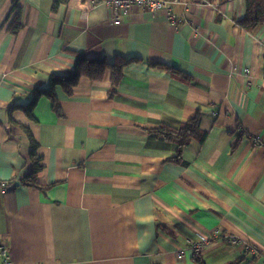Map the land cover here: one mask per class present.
Instances as JSON below:
<instances>
[{
    "label": "crops",
    "instance_id": "0c3cea01",
    "mask_svg": "<svg viewBox=\"0 0 264 264\" xmlns=\"http://www.w3.org/2000/svg\"><path fill=\"white\" fill-rule=\"evenodd\" d=\"M54 1L21 0L24 26L13 35L4 23L13 0H0V180L12 184L0 191V241L14 263L198 264L197 254L205 264H264V25L239 26L245 0H172L176 25L141 9L114 24L102 3ZM116 55L140 60L114 94L108 72L82 77L71 95L58 86L61 117L47 97L34 119L11 111L50 75L71 74L77 56ZM197 113L208 135L175 162L178 142L149 130ZM24 129L50 189L21 183L35 160ZM216 229L258 252L223 238L187 248Z\"/></svg>",
    "mask_w": 264,
    "mask_h": 264
},
{
    "label": "trees",
    "instance_id": "16d2710c",
    "mask_svg": "<svg viewBox=\"0 0 264 264\" xmlns=\"http://www.w3.org/2000/svg\"><path fill=\"white\" fill-rule=\"evenodd\" d=\"M21 0H13L12 8L6 17L4 23L10 20L7 31L10 34L17 35L23 28L22 8L20 5ZM69 0H57L54 1L53 8L57 9L60 3H67ZM246 13L244 17L238 20L239 26L247 31H252L259 26L264 25V0H245ZM140 59H127L122 56L116 55L112 61L106 58H94L77 56L74 70L69 75H57L52 74L49 77V83L47 87H39L35 89L32 100L27 104H16L11 107L22 110L30 119H34V111L38 100L41 97H47L53 106L54 112L58 116H62V109L59 105L56 95V88L60 86L64 92L68 95L72 94L73 88H75L82 77H87L92 81H101L105 75L110 72V94H114L118 88L122 77L124 68ZM167 71H169L173 77L180 78L185 81H189V76L181 72L180 70L165 64H155ZM25 133L31 140V156L35 159L33 162V169L30 174L22 179L21 183L27 186H33L39 189L47 190L53 187L55 184L42 185L38 182V175L41 172L43 166L41 165V157L38 156V144L36 143L31 131L24 129ZM151 133L157 134L167 141H177L178 147L176 152L175 162L182 161V149L189 145L192 140H198L203 142L208 135L207 131L201 129V116L197 113L191 118L185 126L174 127L166 123H161L159 127L150 129ZM195 262L198 264H205L204 259L195 255ZM241 261H233L229 264H240Z\"/></svg>",
    "mask_w": 264,
    "mask_h": 264
},
{
    "label": "built area",
    "instance_id": "2783aa9c",
    "mask_svg": "<svg viewBox=\"0 0 264 264\" xmlns=\"http://www.w3.org/2000/svg\"><path fill=\"white\" fill-rule=\"evenodd\" d=\"M98 3H102L107 6L110 14L111 22L114 24H122L124 19L132 10L145 11L151 17H156L159 14H166L169 21L176 25V16L171 12V7L174 2L172 0H93L92 5L95 6ZM249 73V70H245ZM254 145H262L260 137H253ZM12 187L10 182L0 180V191L7 192ZM206 234V235H205ZM201 234L197 240L190 238L187 240V248L192 252L200 253L203 247L214 240H222V238L229 243L240 245L248 252L257 253L258 248L244 240L241 236L237 234H232L229 232H223L221 230H213L211 232ZM183 252L179 253L182 256ZM0 264H15L10 256V249L6 242L0 241Z\"/></svg>",
    "mask_w": 264,
    "mask_h": 264
}]
</instances>
